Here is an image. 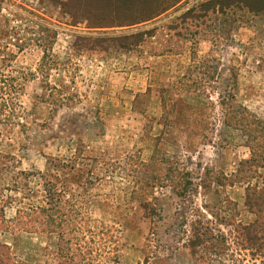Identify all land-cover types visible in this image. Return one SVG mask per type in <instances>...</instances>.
Wrapping results in <instances>:
<instances>
[{
  "label": "rangeland",
  "instance_id": "1",
  "mask_svg": "<svg viewBox=\"0 0 264 264\" xmlns=\"http://www.w3.org/2000/svg\"><path fill=\"white\" fill-rule=\"evenodd\" d=\"M209 1L96 27L68 0H0V71L23 85L0 138L16 159L0 172L8 220L47 207V175L93 264H264V162L222 106L232 98L264 121V16L203 17ZM0 242L20 263L59 264L57 235L2 231Z\"/></svg>",
  "mask_w": 264,
  "mask_h": 264
},
{
  "label": "trees",
  "instance_id": "2",
  "mask_svg": "<svg viewBox=\"0 0 264 264\" xmlns=\"http://www.w3.org/2000/svg\"><path fill=\"white\" fill-rule=\"evenodd\" d=\"M177 1L178 0H68L66 6L73 17L78 18V16L81 15V17L88 20L91 25L96 27L114 25L131 26L149 20L166 8L173 6ZM231 11L264 16V0H211L203 4L200 8L203 17H208L209 13L214 15L218 12L225 14ZM231 14L235 15L236 13L233 12ZM140 37L141 35L138 34L121 41L138 40ZM136 44V42H129L121 46L129 48ZM8 80L11 84L7 86L5 83H7ZM13 82H15L13 78H9V76H6L0 71V138L3 126L14 116V102L17 99L18 93L23 89L22 83L14 87L12 85ZM52 98V94L47 95V90L43 91L41 99H43L44 102L51 101ZM62 100L64 101L66 99L64 98ZM54 101L61 103L58 99ZM232 102V98L228 104L222 102V106L226 112V124H228V126L233 125L234 128L240 130L244 136L247 137V147L250 149L252 155L251 160L256 163L264 162V121L257 118L246 109L235 108ZM236 109L238 110L236 111ZM15 161L16 159L14 156L0 154V172H4V170L11 172L14 166L8 167L7 165ZM47 166L49 169L52 167L63 169V167L56 165L54 160L51 159H47ZM27 175L28 174L25 172H19L17 174L19 180L13 184L14 189L11 191L20 193L19 190L22 188L19 187V185L26 186L23 181H26L25 177ZM40 179L43 182L47 207L31 206L29 208H21L16 211L13 220H8L6 218V209L13 202V197L6 196L4 198V196H0V233L2 231H12L44 236L57 235L60 241L57 252L59 264H93L94 259L91 256V253H93L92 248H89L86 253H81L82 249L78 247V241L82 236L71 223L73 222V218L69 217L66 211H64L66 204L63 203L60 206L59 204L53 205L55 203V198L58 197L55 185L51 183L47 175H41ZM174 184L177 185L178 183L174 181ZM64 194H66V192H64ZM135 194H137L136 197L141 201L139 202L141 207H148V194H146V189L138 188ZM61 195L63 196V194ZM255 202L254 206L259 209L257 210L258 214L264 215V212L261 210L264 207V194H261V197ZM54 206L59 208L54 211ZM248 231H252V229ZM255 238L256 236H253L250 240H254ZM87 255H90L91 259H87ZM0 264L25 263L16 261L11 246L0 242Z\"/></svg>",
  "mask_w": 264,
  "mask_h": 264
},
{
  "label": "built area",
  "instance_id": "3",
  "mask_svg": "<svg viewBox=\"0 0 264 264\" xmlns=\"http://www.w3.org/2000/svg\"><path fill=\"white\" fill-rule=\"evenodd\" d=\"M9 1L17 2L18 4H23V5L29 2V0H9Z\"/></svg>",
  "mask_w": 264,
  "mask_h": 264
}]
</instances>
